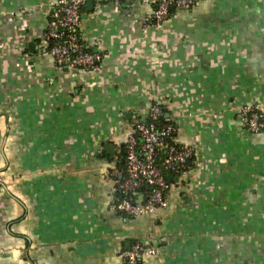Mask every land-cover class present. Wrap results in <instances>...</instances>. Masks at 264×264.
Wrapping results in <instances>:
<instances>
[{"label":"crops","instance_id":"0c3cea01","mask_svg":"<svg viewBox=\"0 0 264 264\" xmlns=\"http://www.w3.org/2000/svg\"><path fill=\"white\" fill-rule=\"evenodd\" d=\"M56 1L0 0V264H125L135 242L157 250L139 264H264V131L236 113L264 107V0H198L161 28L145 23L154 3L86 2L96 72L43 52ZM155 103L191 171L155 213L115 212Z\"/></svg>","mask_w":264,"mask_h":264},{"label":"built area","instance_id":"2783aa9c","mask_svg":"<svg viewBox=\"0 0 264 264\" xmlns=\"http://www.w3.org/2000/svg\"><path fill=\"white\" fill-rule=\"evenodd\" d=\"M198 0H144L154 3L145 23L161 28L176 8H191ZM87 0H58L44 36L43 52L60 66L81 68L88 72L101 69L102 55L89 49L80 35L82 9ZM21 12H26L22 10ZM243 129L252 133L264 131V107L244 105L237 109ZM161 104L151 105L146 121L137 123L125 145V170L116 174L117 196L111 209L129 216L155 213L167 206L169 192L176 186L172 178H186L195 149L175 143V125L164 118ZM120 174V173H119ZM157 250L141 242L121 252L125 264H139L144 256ZM162 264V263H160Z\"/></svg>","mask_w":264,"mask_h":264},{"label":"water","instance_id":"95a60500","mask_svg":"<svg viewBox=\"0 0 264 264\" xmlns=\"http://www.w3.org/2000/svg\"><path fill=\"white\" fill-rule=\"evenodd\" d=\"M91 2H94V0H87V3H91ZM107 149H109V146L107 147ZM191 163H192V159H189L188 164H191Z\"/></svg>","mask_w":264,"mask_h":264},{"label":"trees","instance_id":"16d2710c","mask_svg":"<svg viewBox=\"0 0 264 264\" xmlns=\"http://www.w3.org/2000/svg\"><path fill=\"white\" fill-rule=\"evenodd\" d=\"M166 109V108H165ZM164 118H165V115H164ZM166 119V118H165ZM173 180H175V177L174 178H172Z\"/></svg>","mask_w":264,"mask_h":264}]
</instances>
